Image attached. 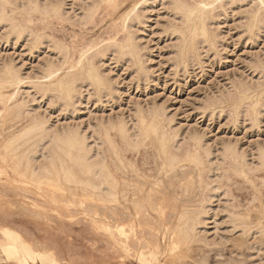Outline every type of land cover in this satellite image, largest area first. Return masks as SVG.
Segmentation results:
<instances>
[{"label": "rangeland", "instance_id": "obj_1", "mask_svg": "<svg viewBox=\"0 0 264 264\" xmlns=\"http://www.w3.org/2000/svg\"><path fill=\"white\" fill-rule=\"evenodd\" d=\"M24 1L30 0H7L4 13L7 19L19 23L27 33L13 34L9 32L10 27L0 21V69L13 66L22 79L16 85L18 88L11 86L5 90L6 95L14 94L10 95L12 99L7 101V108L12 111V105L19 106L15 108L21 111L20 123L9 122L18 113L17 109L6 119L0 118V126H8L5 131L0 130V139L1 133L27 124L35 110L46 115L49 125L59 127L80 123L78 126L86 130L88 136L92 129L99 128L97 138L105 141L102 136L104 128L120 122L132 129L137 117L146 115L148 118L153 109L163 123L162 129L169 135L173 134L176 152L192 149L195 146L193 142L199 140L201 150L198 152L207 163L204 161L206 166L203 164V182L195 176L194 170L196 192L193 190L191 193L190 183L185 180L171 182L173 177L168 175L172 173L160 172L161 158L149 141L145 140L140 146H130L116 131L110 130V135L114 132L112 137L124 162L137 173L135 181L144 192L148 190L153 199L157 197L155 201L159 207V213L152 215L135 231L125 227L128 239L134 241L137 236L149 241L148 245L144 244L143 252L151 264H196L201 257L206 258L207 264H264V235H260V228L264 225V165L257 163L256 154L258 149L264 148V15H260V20H263L260 28L257 26L252 33L247 28L248 18L256 5L251 4V0H233L223 7L217 3L218 8L211 11L213 16L210 18L211 32L215 35L213 46L200 42L193 58L179 63L175 33L179 15L164 6L166 3H161V0H148L140 5L138 17L132 20V34L141 56L137 55L141 60L137 59L136 64L129 56L122 55V58L114 54L108 45L123 40L120 17L135 0H36L39 8L43 7L42 3L47 5L52 1L59 14L49 9L46 13L44 8H41L43 11L37 8L28 12L29 8L25 10L22 5ZM181 1L193 4L198 0ZM92 4L96 5L95 8L86 15L87 11L83 10ZM83 15L84 19L81 18ZM87 46H91L87 57L99 59H96V65L108 90L98 93L87 80L79 78L76 96H72V103L70 101L71 104L66 105L57 94L54 97V90H50L56 77L66 74L65 70L77 75L74 70L76 59ZM105 49L110 50L104 53ZM58 50L59 54L56 53ZM96 52L104 55L98 53V57ZM49 64L53 69L60 68L61 73L57 70L59 74L41 80L39 77ZM258 100L261 103H257ZM253 101L255 105L251 107ZM233 105L238 107L237 114ZM255 106L257 118L254 121L246 112ZM1 108L3 105L0 103ZM92 139L89 140L94 146L96 140ZM103 141L97 140V143H102L104 146L101 147L105 148L107 142ZM225 145L232 151L223 155ZM107 151L105 148L103 153L108 165L116 174L122 175L109 155L111 152ZM205 152L209 153L208 160ZM232 164L243 170L238 169L239 173ZM191 168L193 165L178 167L175 173L179 176ZM207 181H210L208 187ZM20 188L16 183L0 180V226H9L29 244L49 250L56 256L57 264H145L136 259L135 249L128 256L118 251L108 234L77 208H71L69 218L62 206L50 205ZM152 191L157 193L153 195ZM199 199L203 207L204 204L209 207H205L209 211L206 213L205 210L204 222L198 228L199 242L189 247L172 246L167 238L169 232L164 227L174 223L173 210L186 204L198 205ZM32 200L44 205L46 210L32 206ZM50 207L53 210L48 209ZM120 209L118 205L114 210L100 207V218L106 217L103 220H109L114 226ZM233 217L236 218L234 222ZM151 251L155 252V258L151 257ZM0 264L5 263L1 261Z\"/></svg>", "mask_w": 264, "mask_h": 264}, {"label": "bare ground", "instance_id": "obj_2", "mask_svg": "<svg viewBox=\"0 0 264 264\" xmlns=\"http://www.w3.org/2000/svg\"><path fill=\"white\" fill-rule=\"evenodd\" d=\"M30 1H24L22 3L24 9L27 10L29 8L27 10L28 12L30 9L36 11V9L39 8V2L38 1L36 2V0L34 2H30ZM147 1L148 0H135V2L129 7V9L125 13H123V15L120 17V21H121L120 28L124 33L123 40L120 42L114 41V43L111 44L108 42L109 43L108 45L111 49L108 50L112 51L114 54L122 58H123L122 55H125V57L129 56L130 58H132V60L135 61V63L138 59L137 55H139V58L141 56L139 54V51H137L138 47L136 48L137 44L134 41V37H133L134 35L132 34V30H131L132 20L138 17V8L140 7V5L141 4L143 5ZM161 1H162L161 3L168 4V5L165 4L164 6H168L169 8H171V10L175 15L177 14L179 15L178 16L179 19H177L179 21L176 23L177 29H175L177 31V32L175 31V33H177L176 57L179 63H183L185 62L186 59L188 60L189 57L193 58V56L198 52V51L196 52V50L200 42L206 43L208 45L213 44L215 39L213 38L214 34L212 35L211 32L213 30L212 25L210 26V24H212V22L210 23V20H212L210 19L212 15L211 11L214 10V8L216 9L217 3L219 7H223V5L229 4L230 1L232 2L233 0H198L193 4H186L181 0H161ZM250 3L251 4L253 3L254 6L256 5V7H254L255 11L253 10L254 11L253 12L251 10L252 15L250 16V18H248L250 21L249 25L247 23L248 25L247 28L249 32L252 33V31L255 28H256L255 30H257L258 28L257 26L260 25V22L262 20V19L260 20L262 16L261 14L264 15V0H251ZM5 4H7V0H0V21H2V23L4 22V24L7 25V28L8 26L10 27L9 28L10 30L8 29L9 32L11 31L13 32V34L14 33L16 35L18 34V36L23 35V33H25L27 30L24 31V28L21 27L19 23H15L13 19H7L8 17H5L7 15V14L5 15L4 13ZM42 6L43 7H40L39 10L41 8H44L47 9L45 11L46 13L49 10H51V12H53L54 14H59L57 7L52 3V1L51 4H48L47 2V5L46 3H42ZM95 6L96 5L94 4L89 5L88 7L86 6L87 7L86 10L83 11H87V13L85 14L88 15V13L90 14L92 12ZM39 10L37 12H40ZM41 11L43 10L41 9ZM81 18L84 19V15ZM171 27H174V25L172 24ZM210 27L212 28V30ZM31 34L33 35L32 32ZM28 38H30V36ZM37 42L40 43L39 41ZM110 42L113 41L110 40ZM56 48L57 47H55V49ZM104 48L106 47L104 46ZM90 49L91 46L90 47L87 46L86 49H83L81 51L78 58L76 59L74 65V70H76L77 72L76 76L72 75L73 74L71 73L72 71L70 72L69 70H67L69 71L67 73L65 70L66 74L62 72V74L64 75L58 78L56 77L54 85L51 83L53 85V88L50 91L53 92L54 90V92L56 93H53V95L57 94V97L59 96L61 99H63L65 101L64 104L66 105L72 103L73 101L71 100L72 96H76V92H75L76 82H78L77 80L79 78H82L85 81L87 80L86 82L88 84H91V87L93 86L94 87L93 89H95L98 93L100 91L106 92L108 90V86L106 85L107 83L100 74L99 72L100 70H98L96 65L97 64L96 62L99 59L96 58L95 56H94L95 58L87 57V55H89L88 53ZM59 50L56 53L59 54L60 52ZM108 50L105 49L103 51L104 53H106ZM96 53H95L96 56H98V53L100 54V52H96ZM104 53L101 52L100 55L102 54L104 55ZM61 55L60 57L63 56ZM65 57H63L62 59H64ZM100 57L103 58V56ZM96 59L98 60L96 61ZM59 60L61 61V58ZM139 60L141 59H138V61ZM132 63L134 62L132 61ZM61 64L58 65L61 66ZM63 64L65 65V62H63ZM58 65L56 67H58ZM12 67L4 66L3 68L1 67L0 69V103L3 105V108L0 109L1 119H6L7 116L12 115V113H14V111H16L17 109L15 108V106L17 105L16 104L15 106L13 105L11 106L13 109L12 111L11 109H9L10 111L8 110L7 101L12 99L10 95L13 93H11L10 95L5 94V90L7 88L11 86L15 87L22 80V79L20 80L19 78L21 77L18 75L19 73H17ZM52 67H50V64L49 67H47L46 65V68L44 67L45 69L42 72V76L39 78L40 79L44 78L43 80H45V79H50L55 75L59 74L58 71L60 70V68L53 69ZM61 69L64 70L65 68L61 67ZM79 82L81 83L82 81ZM51 84L50 86H52ZM78 86L79 84L77 85V87ZM43 87L45 88V85ZM48 91L49 89L47 90V92ZM73 93H75V95H73ZM27 94L30 95L29 93ZM100 94L99 96H101ZM55 95L54 97H56ZM12 96H14V94ZM242 99L243 98H241V100ZM259 102L260 100H258L257 103ZM21 104L23 105V103ZM253 104L255 105L254 101L251 104V107L254 106ZM17 107L19 106L17 105ZM21 107L22 108L20 109L23 110V106ZM239 107L241 108V105ZM256 108L257 106L250 109L249 112H246V115H248L249 113L250 118L251 119L253 118L254 121L257 118V116L255 118V115H257L255 114ZM233 109H234L233 111L236 112V110L238 109L237 105ZM152 110H151V116L149 115L148 118H146L147 117L146 115L144 116L138 115L139 117H137L135 123L132 122L134 124L133 125L131 124L132 129L131 128L128 129L127 124L120 122L119 124L110 125V128H104L102 130V136H104L103 138L105 139V141H103L101 137L100 139L97 138V132L99 128L98 130L92 129L91 130L92 133L88 136V132L82 129L80 126H78L80 123L78 125L74 124L73 126L65 121L67 124L59 127L56 125L55 126L49 125L48 120L45 118L46 115L44 114L45 116H43L40 114V112L34 110V112L31 114V117L28 114L30 117V121L27 124L19 126L16 129L9 130L5 134L1 133L0 180L7 183L18 184L21 187L20 188L21 191L33 193L37 197H40V199H42L43 201H47L50 205L58 204L59 206H62L65 209L64 212L65 216L69 218H71V213H70L71 208L72 207L77 208L82 214H84L87 218H89V220L92 223H94L98 228H101L102 231L104 230L105 233L108 234V236L112 241L113 246L118 251H120L125 256H128L131 250L135 249L136 259H139V261H142L145 264H151V262H149L144 258V252H143L144 244L148 245L149 241L146 240V238H140L137 236L135 237L134 241H130L128 239V234L126 232L127 229L125 230V227L129 226V228L132 231H135L139 226L144 224V222H146L147 219L149 221L152 215L158 214L159 207L155 201L157 197L154 196L153 199V196L150 195L151 193H148L149 192L148 190L144 192L142 186L137 181H135V176H137V173L134 171L132 167L128 166L124 162L120 152L121 150L119 151L116 145L117 142L115 143V141L113 140L114 132L110 135V130L116 131V134H118L120 138L126 141L127 144L130 146H132L131 144H133L134 146L143 144L145 140L149 141L152 144V146H155L156 148L155 151L157 150V153L161 158L160 172L166 174L167 172L172 173V175H168L169 177L171 176L170 178L173 177V179H171V182H174L173 180L179 182L185 180L187 183H190L191 186L189 191L191 193H193L192 192L193 190L195 191L194 189L195 179L193 174L194 170L196 172L195 176L199 179L200 182L201 181L203 182V176H204L203 164L205 165V162L207 163L205 159H204L205 162L203 161L202 157L200 156V153L198 152V150L201 148V144H200L201 141L199 140L195 139L196 140L195 141L193 139L195 141L193 142L195 145L192 148L193 150L189 148L190 150L187 149L182 153L181 151H178L180 153L176 152V149L174 148L175 138L171 137V135L173 136V134L169 135L166 133L167 131L165 132V130L162 129L163 123L161 122V119H159L157 113L153 112ZM17 111L18 113L16 112L17 114L13 116L11 120H9V122H12V124L13 123L16 124L17 122L20 123L19 121L21 120L20 118L21 111H19L18 109ZM247 119H249V117ZM6 125L1 124L0 130L1 131L7 130L8 126ZM89 125L91 126V124ZM90 126L89 128L92 127ZM94 127L96 128V126ZM91 137H93L92 141L96 140L94 141V146L91 144L93 142L90 143L89 139ZM97 140H99V142L103 141V143L107 142V146L105 144V148L111 152V154L109 155H111L113 159L112 161L115 162V166H117L116 168H118L121 171L122 175L116 174L115 171L112 168H110V166L106 161V157H105L106 155H104L105 153H103L105 148L101 147L104 145H102V143L100 145L99 142L97 143ZM147 141L145 142L146 145H147ZM149 142L148 144H150ZM101 148L104 149L103 152ZM231 151H232L231 147L227 145H225L222 149L223 155L225 153L226 154L230 153ZM206 152H205L206 155L205 158L208 160L209 155L207 154L209 153ZM232 154L235 155L234 152ZM256 154H257V163L260 166L261 165L263 166L264 148L262 147L261 149H258ZM239 164H241V162ZM186 165H193V168H191L192 170L189 172L186 171L187 173H185L184 171V173L178 176L175 173V170L178 167L181 168ZM232 166L234 165L232 164ZM237 167L238 166H236L234 169H236L238 172L240 170H243ZM173 172L175 174H173ZM246 174L245 176L247 178L248 175ZM207 182L206 185L208 187L210 181ZM152 184H156V182H152ZM171 187L172 186H170V188ZM154 193L153 195H155L157 192L155 194ZM201 203L202 201L200 200L198 205L187 206L186 204V206L183 205L181 208H177L173 210L174 223L165 225L164 227L165 231L169 232V237L167 238L169 239V243L172 246L189 247L191 246V244L195 242H199L200 232L198 233L199 231L198 228L199 226H201L202 222H204L202 216L205 213V210L206 213H208L209 211L205 209L207 205L204 204L203 207ZM31 205L46 210V207L44 205H41L36 200H32ZM116 205H118L119 207L121 206V209L120 211H118L119 213L117 218L118 220L116 219L117 224H115L116 223L115 222L114 223L115 225L113 226V224L111 225L109 223V220L104 221L106 220V217L103 218L104 220L100 218V207L108 210L109 209L114 210ZM48 209L53 210L52 207ZM59 215L61 216V214ZM232 216H234V214ZM111 218L112 217H110V219ZM235 220L236 218H234L233 222ZM237 220L239 219L237 218ZM260 232L262 233L260 235H264V225L261 226ZM200 237L202 236L200 235ZM151 257L155 258L154 251H151ZM1 261L4 262L5 264H57L58 262L56 256L52 252H50L49 250L43 247H39V246L37 247L29 244V242L21 234H19L17 231L11 229L9 226L6 225L0 226V262ZM196 264H207L206 258L201 257L196 262Z\"/></svg>", "mask_w": 264, "mask_h": 264}]
</instances>
